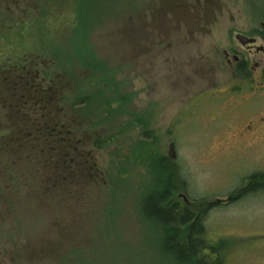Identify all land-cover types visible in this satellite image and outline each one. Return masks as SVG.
I'll use <instances>...</instances> for the list:
<instances>
[{
  "label": "rangeland",
  "instance_id": "rangeland-1",
  "mask_svg": "<svg viewBox=\"0 0 264 264\" xmlns=\"http://www.w3.org/2000/svg\"><path fill=\"white\" fill-rule=\"evenodd\" d=\"M29 1L38 6L39 17L27 18L24 12L23 17L0 15L4 18L0 19V94L19 88L20 70L6 69L12 59L24 57L23 65L37 60L34 71H39L37 78L45 96L52 85L49 78L57 73L66 72L74 83L107 74L105 78L115 82L114 90L132 94L129 109H123L114 124L121 128L134 125L121 139L122 144L116 146L115 141L105 149L96 148L95 137H101L107 125L94 131L87 123L92 116L82 120L66 109L69 94H73L71 82H65V99L60 92L48 99L31 88L24 89L23 94L31 92L38 99L36 106L54 105V113L49 115L53 120L48 124L37 120L38 113L33 122L28 112L18 111V119L10 118L3 104L11 99L0 98V150L6 148L7 152L0 155V264H176L163 244L165 228L142 213L144 197L153 190L160 194L169 176L160 167L159 158L151 157L153 148L175 167L172 202L182 207L186 201L181 195L186 196L188 208L202 217L205 240L220 243L221 264H264V188L228 200L230 195L236 197L252 175L264 173V130L254 129L256 134L250 135L247 129L241 130L240 113L233 119V110L243 104L235 98L240 93L228 89L237 81L220 48L227 42L226 18L208 25L206 15L198 16V27L212 32L188 35V43L175 49L168 36L153 47L142 30L130 29L143 23L146 0ZM2 9L0 6V13ZM3 23L11 24L12 30H4ZM192 56L199 67L206 64L207 57H213L212 77L198 74L194 83L180 81V69L191 73ZM253 56L264 58L262 52L247 57ZM253 62L252 58L245 72L251 79L259 73ZM63 85L60 81V91ZM241 87L249 91L248 84ZM259 88L264 89V82ZM228 98L237 101L234 109L222 103ZM263 106L261 96L251 98L247 109ZM65 113L67 123L62 120ZM137 120L146 125L135 127ZM5 122L22 128L15 131L22 134L16 137L21 149L37 146L34 161H23L21 152L15 160L8 157L13 149L5 137L15 140L14 131L5 135L9 130H3L8 125ZM31 127L37 129L33 140L27 135ZM239 134L245 139H239ZM172 142L174 160L169 157ZM45 146L60 149L55 154L62 152L68 162L57 169V160L41 157L45 168L48 161L54 166L50 184L44 181L48 174L39 165V154H49L42 153L47 151ZM75 152L84 160L81 168L77 164L72 171ZM22 165L32 166L37 179L30 174L22 177ZM70 172H80L82 179L74 181Z\"/></svg>",
  "mask_w": 264,
  "mask_h": 264
},
{
  "label": "trees",
  "instance_id": "trees-1",
  "mask_svg": "<svg viewBox=\"0 0 264 264\" xmlns=\"http://www.w3.org/2000/svg\"><path fill=\"white\" fill-rule=\"evenodd\" d=\"M4 30L7 28L8 30H12V25L3 23ZM22 56V55H21ZM10 58V57H9ZM34 58V57H31ZM12 59V58H11ZM25 58L20 59H12L13 64L10 65L8 68H15L20 70L21 78L19 79V88L15 91H8L6 94H0V98L2 97L11 99V102H4V107L8 110L9 117L12 119H18L17 112L20 111L21 113H27V117L33 118L36 117V113H38L37 120L40 122L45 120L44 123L48 124L53 119L50 117V114L54 113V105H43L36 106L38 104V99L35 100L34 96L31 92H25L23 94L24 89H33L36 92V95L41 98H48L54 99L57 96V92L62 93L63 98L65 99L67 94V89L65 82L72 83V95L69 94L68 102L69 104L66 105V109L70 110V113H76L77 116L81 117L82 120L86 116H92V120L88 119L87 123L91 129L94 131L102 129L101 127H105L107 125L106 132H103L101 137L96 136L93 145L96 148L105 149L111 146L115 141L114 145L118 146L122 144L121 139L124 135L133 127L134 124L128 125L125 128H121L118 125L114 124V119L117 117L123 109H129V101L132 99L130 93H120L118 90H114V84L110 78H105L108 75L104 74H97L94 76L87 77L82 83H78L77 81L74 83L72 79L67 76L65 73H57L54 77L49 78L50 85L47 88V96L41 91L46 92L45 90H41L39 79L37 78L39 75V71L35 70V64L38 65L37 60L30 59L28 63L23 65L22 61ZM32 60V61H31ZM37 62V63H36ZM29 64V65H28ZM51 66V70H54V58L53 62L49 64ZM25 73V75H24ZM95 73V72H94ZM5 78V73H4ZM46 78H44L45 80ZM93 79V80H92ZM46 81V80H45ZM63 82V89L62 91L59 90V82ZM57 86V88H56ZM10 92V93H9ZM11 94V95H10ZM115 95L112 97L111 95ZM127 97V101L124 102V98ZM129 97V99H128ZM24 98V99H23ZM0 99V101H1ZM24 101V102H23ZM115 105V107H114ZM36 106V107H35ZM41 111L43 112V116L41 115ZM65 118L62 119L65 123H67V113H65ZM23 121H29L28 118H23ZM33 122V119H32ZM144 123L146 121H143ZM7 123V122H5ZM81 124L82 121H80ZM5 125L3 130L9 129L8 131L4 132L7 135L9 132L14 131L12 138L15 140H9V137H5L6 143L12 146L13 153H9L8 157L13 156L15 160L16 156H18L19 152L23 153L25 156L23 157V161L29 163V160L34 161L35 152H38L37 146L34 147H27L26 145L22 148V144L20 143L21 133H16L17 129H22L21 127H15L14 123L11 126L9 123ZM141 125L144 126L146 124H142V121L137 120L135 123V127ZM61 126L65 127L64 124ZM32 131L28 132L27 135L33 140V135L37 132V129L31 127ZM55 131V126L52 128ZM58 132L65 133L62 129H58ZM61 142V145H65L66 143ZM59 142V143H60ZM146 144V143H144ZM148 145V144H146ZM154 147V146H153ZM156 147V146H155ZM45 150H42V153H49V154H39L40 161L39 165L42 168L43 166V156H50L52 159L57 162L55 163V167L57 169H62L68 166V162L66 160V155L59 152L55 154V152L61 151L60 149H55V147L45 146ZM151 151V157L153 156L158 157L160 160V167L162 170H166L169 174L168 178L164 180L166 183V187L163 188V191L158 194L157 192L150 191L143 199V206H142V213L148 219H153L155 223L160 225V227L165 228V232L167 234L166 241L163 242L165 244V249L167 250V255L176 263V264H221L222 257L220 254V250L222 249L219 244L220 243H208L205 240L204 236V228L202 223V217L198 214H195L188 208V204L179 207L178 204H174L172 202V194L175 191L173 187L174 176L177 175L175 172V167L171 160L167 157L162 156L160 152L156 148ZM52 150L53 153L50 151ZM2 155H6V148H4ZM64 151V150H63ZM76 158L72 157V163L70 167H72V171L75 170L76 165L80 164V168L82 167L83 158L75 152ZM22 161V162H23ZM21 162V163H22ZM50 161L46 163V173L48 174V178L44 181L47 184H50L54 180V174L52 173L54 170V166L50 165ZM50 165V166H49ZM59 165V166H58ZM22 177L28 178V175H32L34 180L37 179V176L34 172L33 167L22 165ZM53 168V170H51ZM44 175V173H42ZM70 177L74 181L81 180L82 175L80 172L71 173L69 174ZM257 178H255L256 180ZM264 180V179H261ZM260 182V181H259ZM36 187L35 181L32 184ZM260 189L264 188L263 185L259 186ZM258 186L253 188V191H256ZM38 190V189H37ZM67 192V191H66ZM41 192H38V195ZM157 193V194H156ZM68 196L67 193H65ZM37 195V197H38ZM43 195V194H42ZM64 196V195H61ZM44 199H47L44 196ZM54 202V201H53ZM58 202H55V204ZM15 264V263H11ZM21 264V263H20Z\"/></svg>",
  "mask_w": 264,
  "mask_h": 264
},
{
  "label": "flooded vegetation",
  "instance_id": "flooded-vegetation-1",
  "mask_svg": "<svg viewBox=\"0 0 264 264\" xmlns=\"http://www.w3.org/2000/svg\"><path fill=\"white\" fill-rule=\"evenodd\" d=\"M43 1V0H42ZM146 12L143 14L144 21L141 26L136 25L130 27L133 31L142 30L144 37L148 40V45L153 47L160 46L162 38L168 36L171 39L170 46L175 49L187 44L185 38L193 33L212 32V29L203 30L198 26L196 20L198 16L206 15L207 23H218L219 17L226 18L224 31L227 33V42L221 47L223 55L231 68L233 78L236 83L230 84L229 92H239L235 98L242 100V106L238 110L234 109V103L237 101L228 98L222 103H228L233 108L234 117L236 119L240 113L241 122L239 125L242 132L248 130L249 134L254 135V129L262 128L264 130V113H260L264 108L258 107L255 110L247 109L251 98L264 97V89L259 88L264 82V58L247 57L250 54H264V0H146ZM0 6L3 8L2 13H10L11 16H21L24 12L27 18L31 16L39 17L38 6L35 2L29 0H0ZM218 13H220L218 15ZM23 17V16H21ZM1 20L2 19L0 16ZM245 20L244 23L242 21ZM160 39V40H159ZM253 58L254 70L258 71L256 77L251 79L248 73L249 65ZM206 64L199 67L200 63L196 62L192 56L190 66V74H184L180 69V81L185 79L190 83L197 81L196 75H202L204 78L212 77L214 74V59L207 57ZM258 80V81H257ZM248 84L249 91H243L241 85ZM259 85V86H258ZM228 93V91H219ZM246 101V102H245ZM247 104V106H245ZM260 110V111H259ZM237 111V113H236ZM227 120V119H226ZM225 121V120H224ZM224 121L223 125H224ZM227 122V121H226ZM239 139L244 140V134H239ZM249 141V140H248ZM247 141V142H248ZM245 142V141H244ZM249 144V143H248ZM255 178H257L255 180ZM264 173L252 175L250 181L245 186L239 188L236 197L230 195L228 200L234 201L241 195H245L249 190L263 185ZM235 191V193L237 192ZM229 202V201H228ZM224 203H227L224 201ZM186 204H190L186 203Z\"/></svg>",
  "mask_w": 264,
  "mask_h": 264
},
{
  "label": "water",
  "instance_id": "water-1",
  "mask_svg": "<svg viewBox=\"0 0 264 264\" xmlns=\"http://www.w3.org/2000/svg\"><path fill=\"white\" fill-rule=\"evenodd\" d=\"M169 157L174 160L175 157H176V151H175V148H174V142L170 143L169 145ZM183 196L184 200L188 203V199L186 198V196L184 195H181Z\"/></svg>",
  "mask_w": 264,
  "mask_h": 264
}]
</instances>
